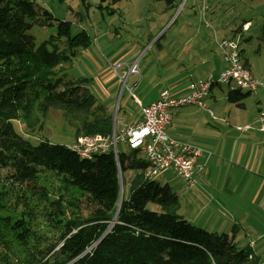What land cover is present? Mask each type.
Here are the masks:
<instances>
[{"label": "rangeland", "instance_id": "374dc122", "mask_svg": "<svg viewBox=\"0 0 264 264\" xmlns=\"http://www.w3.org/2000/svg\"><path fill=\"white\" fill-rule=\"evenodd\" d=\"M173 1L174 7L167 8V0H37L54 18L70 23L72 36L84 30L90 37L91 44L87 49L79 51L70 64L62 65L55 71L59 69L65 73L66 79H91L89 86L92 94L111 112L112 124L115 118L112 131L116 136L120 135L125 124L130 125L139 120L138 100L145 103L155 98L158 90L166 84L162 65L167 59H177L181 55L188 57L192 50L197 54L201 48V56L213 54L216 60L222 62L214 41L231 38V31L239 28L243 21L250 22L251 26L235 38L240 43L241 59L248 62L252 74L264 84V0H208L210 10L204 18L208 22L207 27L199 4L192 0ZM226 24L228 27L223 29ZM245 24L249 23L243 25ZM30 34L35 45H39L53 36L55 30L34 27ZM162 34L160 42L163 50L159 51L154 46V41L149 42L148 39H156ZM185 48L187 51H184ZM209 62L207 67H190L187 72L195 78L204 79L202 71L211 68V61ZM119 64L126 67L127 72L136 64L137 73H130L127 81L123 82L122 75L114 70ZM218 75L219 72L216 77ZM103 76L111 78L104 83ZM113 77L118 79L119 84L116 91L111 92L109 82ZM219 89L214 92L217 101L206 102L212 117L205 110L192 105L176 109L175 112L182 113L181 117L196 116V123L192 126L193 133H182L187 138L179 137L178 140L208 147L219 169L225 173L228 168L225 161L229 152L231 153L230 148H234L233 151L236 152L241 144H246L249 148L260 147L252 136L259 134L258 119L260 113L264 112V88H259L243 101L244 109L227 101L229 86L221 85ZM36 115L41 123L40 129L38 122L35 123ZM31 124L33 125L29 128H24L17 121L13 123L16 131L32 144L45 140L67 146L77 137H84H76L75 124H68L63 113L55 108L46 109L44 114L40 111L32 114ZM246 126H249L248 130L238 129ZM112 135L108 138H111L110 141ZM242 138L246 140L242 142ZM117 152L124 154L126 159L130 150L124 142L117 140ZM36 175L38 178L33 181L25 171L17 172L6 154L0 151V216L9 213L22 217L31 231H40L44 238L42 244L45 252L39 254L35 263L72 264L74 259L63 262L66 260L63 256L68 251L62 245L60 236L66 231H75L76 226L84 219L105 215V206L74 187L63 188L60 180L48 171ZM132 176L133 173L127 171L123 174V182L119 177V201L113 209L109 229L117 217L122 198L127 196ZM165 180L174 191L179 190L178 194L182 197V181L170 173L164 174V178L157 177L160 183H165ZM240 222L242 224L243 221ZM1 226L3 224L0 222ZM237 227L239 228L238 225ZM209 232L234 235L233 240L238 248L248 247L251 243L250 247L259 258L258 264H264V227H255L249 231L230 229ZM1 260L4 264H19L15 258L11 262L1 257L0 264H3Z\"/></svg>", "mask_w": 264, "mask_h": 264}, {"label": "trees", "instance_id": "16d2710c", "mask_svg": "<svg viewBox=\"0 0 264 264\" xmlns=\"http://www.w3.org/2000/svg\"><path fill=\"white\" fill-rule=\"evenodd\" d=\"M167 1V8L174 7L173 0ZM242 26L233 31L230 39L245 32ZM34 27L54 28L55 34L35 45L30 34ZM162 37L163 34L157 38L155 46H160ZM90 44L91 39L84 30L72 36L70 23L54 18L37 0H0V151L17 172L25 171L31 180L38 178L36 174L48 171L60 180L63 188L74 187L87 193L106 209L105 215L84 219L75 231H66L60 236L68 251L63 262L258 264L259 258L250 247L236 246L234 235L209 232L182 217L176 192L167 183L157 181V177L145 178L149 164L138 150L130 151L126 159L118 152L115 159L110 151L86 159L69 145L45 140L32 144L16 131L15 121L29 128L33 125L32 114L38 111L44 114L46 109L55 108L63 113L68 124H75L76 137H111V112L92 94L91 79H66L65 73L55 71L70 64ZM242 63L249 69L246 60ZM251 94L229 90L226 99L243 107V101ZM38 120L36 115L35 123ZM37 124L40 129L41 123ZM127 171L133 173L128 193L122 198L109 229L113 209L119 201V177L123 182ZM5 214L0 216L3 224L0 258L11 262L15 258L19 264H37L39 254L45 252L40 231H31L22 217ZM233 231H238V227Z\"/></svg>", "mask_w": 264, "mask_h": 264}, {"label": "crops", "instance_id": "0c3cea01", "mask_svg": "<svg viewBox=\"0 0 264 264\" xmlns=\"http://www.w3.org/2000/svg\"><path fill=\"white\" fill-rule=\"evenodd\" d=\"M244 23L250 24V22L243 21L241 25ZM204 25L207 27L205 23ZM227 27L228 24H226L223 29ZM234 30L231 31L232 35L234 34ZM156 40L157 38L155 39L152 37L148 39L149 42L154 41V43ZM217 40L218 39H216L214 43ZM156 48L159 51L163 50L161 43L160 46H156ZM184 51H187V49L185 48ZM200 51L201 48L198 50L197 54L195 50H192L188 57H183L181 55L180 58L177 59H167L162 65L165 69L162 74H166L165 80L168 84L166 82V84L158 90L155 98L149 99L145 103H141L139 100L138 102L141 105H148L156 100L159 92L164 89H167L172 96L179 97L185 95L188 91V78L194 77L190 72H187L188 68L190 70V67H193V69L207 67L210 64L209 61H211V68L203 70L202 75H204V79L209 76H216L218 72L224 68L223 62L216 60L213 54H210V56H201L199 53ZM109 78H111V76H103V82L106 83ZM118 84V79L113 77L109 82L110 91H116ZM218 87L220 88V86L217 85L211 87L206 102L217 101V96L214 92L216 89H219ZM237 108L244 109L245 106L243 104V107ZM181 116L182 113H177L174 110L172 112L171 124L167 128L169 137L179 142L181 141L178 140L179 137L187 138L182 135V133H193L192 126L196 123L194 119L196 117L195 115L187 117ZM128 125L129 123L124 126ZM258 132L259 134L255 133L252 138L254 142H259L260 147L251 146V148H249L248 145L241 144L239 148L236 149V152L233 151L234 148H230L231 153L229 152L225 161L228 166L225 173L219 169L215 161L216 159H213L211 155L209 157L204 156L198 160V163L204 164L205 167L203 171L195 172L194 187L187 189L182 182L184 189L182 197L178 194L179 190H175L180 204L179 214L182 217L193 225L204 228L207 231H227L230 229L233 231V228L237 227V225L239 226L238 231H249L255 227H264V134L260 131ZM245 140L246 138L241 139L242 142ZM192 145L209 152V148L202 144L198 145L192 143ZM169 173L174 175L171 170H167L162 172L158 177L164 178V174ZM165 181V183L172 188L171 184H169L167 180ZM256 218H258V220H256ZM240 221H243L242 224ZM250 245L252 244L250 243L248 247H250ZM250 248L253 250L252 247ZM253 252L255 253L254 250Z\"/></svg>", "mask_w": 264, "mask_h": 264}, {"label": "built area", "instance_id": "2783aa9c", "mask_svg": "<svg viewBox=\"0 0 264 264\" xmlns=\"http://www.w3.org/2000/svg\"><path fill=\"white\" fill-rule=\"evenodd\" d=\"M185 0H183L184 2ZM199 4L203 19L209 10L208 0H192ZM208 26V22L204 19ZM250 24L242 26L247 31ZM221 55L224 68L216 77L205 79L190 77L188 91L183 96H172L167 89L162 90L157 99L148 105L139 106V120L121 129L120 135L113 132L112 140L100 135L77 137L69 148L76 151L81 158L90 159L95 154L112 152L117 159V140L124 142L130 151L138 150L149 164L145 171V178L155 179L162 172L171 170L187 189L195 185V172L203 171L205 165L198 160L211 154L199 147L179 142L167 134V128L172 121V112L186 106H196L205 110L210 117L212 112L206 106L211 87L214 85H227L230 90H240L254 93L264 88L258 78L246 68L241 61V48L238 40L221 39L215 42ZM122 75L123 82L127 81L130 73H137V65L131 69L117 65L114 69ZM258 122L259 131L264 133V112L260 113ZM247 130L249 126L238 128Z\"/></svg>", "mask_w": 264, "mask_h": 264}, {"label": "water", "instance_id": "95a60500", "mask_svg": "<svg viewBox=\"0 0 264 264\" xmlns=\"http://www.w3.org/2000/svg\"><path fill=\"white\" fill-rule=\"evenodd\" d=\"M121 92H122V88H121V90H120V94H121ZM113 126H114V124H115V118H113Z\"/></svg>", "mask_w": 264, "mask_h": 264}]
</instances>
